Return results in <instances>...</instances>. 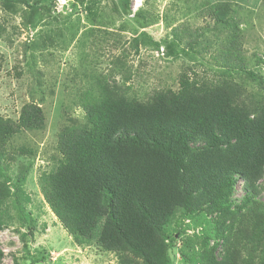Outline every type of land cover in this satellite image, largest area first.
<instances>
[{"label": "rangeland", "instance_id": "374dc122", "mask_svg": "<svg viewBox=\"0 0 264 264\" xmlns=\"http://www.w3.org/2000/svg\"><path fill=\"white\" fill-rule=\"evenodd\" d=\"M217 1L231 8L223 28L205 16ZM34 7L32 16L25 0H0V116L16 120L29 103L44 114V127L13 135L0 158V186L11 192L0 206V264H145L95 240L77 241L52 211L41 181L63 160L58 133L84 122V103L99 81L146 100L178 90L183 79L198 92L228 86L238 102L259 103L264 0H42ZM255 187L253 200L263 203L264 172ZM245 194L237 177L232 211ZM184 215L178 209L166 226L167 264H201L195 252L209 256L214 245L220 258L218 228L234 225L236 212L204 207Z\"/></svg>", "mask_w": 264, "mask_h": 264}, {"label": "trees", "instance_id": "16d2710c", "mask_svg": "<svg viewBox=\"0 0 264 264\" xmlns=\"http://www.w3.org/2000/svg\"><path fill=\"white\" fill-rule=\"evenodd\" d=\"M25 2L33 16L42 0ZM230 14L225 1L205 12L219 28ZM185 82L139 100L99 81L98 92L84 103V122L58 133L63 160L42 179L43 195L77 241L95 240L145 264H167L164 235L178 209L185 217L204 207L236 212L234 225L218 228L224 236L220 258L212 255L217 245L209 256L194 252L201 264H264V202L253 200L264 172V94L248 107L228 86L198 92ZM43 127V111L34 103L22 106L16 120L0 116V158L13 135ZM237 177L246 194L232 211ZM10 195L0 186V206Z\"/></svg>", "mask_w": 264, "mask_h": 264}]
</instances>
